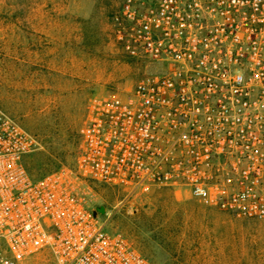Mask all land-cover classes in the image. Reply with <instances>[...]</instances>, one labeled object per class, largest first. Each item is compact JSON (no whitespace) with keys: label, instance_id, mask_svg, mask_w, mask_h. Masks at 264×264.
<instances>
[{"label":"built area","instance_id":"2783aa9c","mask_svg":"<svg viewBox=\"0 0 264 264\" xmlns=\"http://www.w3.org/2000/svg\"><path fill=\"white\" fill-rule=\"evenodd\" d=\"M111 24L145 70L90 99L75 165L33 177L37 137L0 108V264H154L93 215L88 183L264 218V0H122Z\"/></svg>","mask_w":264,"mask_h":264},{"label":"rangeland","instance_id":"374dc122","mask_svg":"<svg viewBox=\"0 0 264 264\" xmlns=\"http://www.w3.org/2000/svg\"><path fill=\"white\" fill-rule=\"evenodd\" d=\"M122 0H0V108L32 132L34 175L77 161L93 96L123 98L144 72L112 37ZM106 230L154 264H264V218H234L168 188L84 186ZM26 264H48L38 254Z\"/></svg>","mask_w":264,"mask_h":264},{"label":"water","instance_id":"95a60500","mask_svg":"<svg viewBox=\"0 0 264 264\" xmlns=\"http://www.w3.org/2000/svg\"><path fill=\"white\" fill-rule=\"evenodd\" d=\"M105 212V207L103 205L92 207V213L94 216H98V214H103Z\"/></svg>","mask_w":264,"mask_h":264},{"label":"trees","instance_id":"16d2710c","mask_svg":"<svg viewBox=\"0 0 264 264\" xmlns=\"http://www.w3.org/2000/svg\"><path fill=\"white\" fill-rule=\"evenodd\" d=\"M25 165H26V159H25ZM26 168L28 169L29 173H30L33 177L39 176V175L43 174L44 172H46V171H44V172H42V173H40V174H38V175H34V174L30 171V169H29V167H28L27 165H26Z\"/></svg>","mask_w":264,"mask_h":264}]
</instances>
